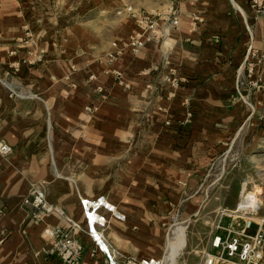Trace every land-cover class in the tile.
<instances>
[{
  "label": "crops",
  "instance_id": "1",
  "mask_svg": "<svg viewBox=\"0 0 264 264\" xmlns=\"http://www.w3.org/2000/svg\"><path fill=\"white\" fill-rule=\"evenodd\" d=\"M59 1L14 0L23 13L11 22L9 0H0V141L13 148L0 155V264H67L40 254L45 230L66 222L49 216L35 223L23 199L37 186L82 223L81 198L105 195L113 203L98 192L111 184L125 191L114 200L133 206L182 202L191 192L188 202H219L200 192L244 112L237 77L245 56L264 47V15L250 0H139L131 13L122 5L81 11L75 0L67 8ZM143 10H177L180 23L137 52L124 47L109 64L114 44L122 47L137 32ZM195 13L203 22H193ZM135 226L113 219L103 232L119 264L128 259L120 254L153 258H141ZM81 238L77 264H110L88 234ZM212 239L200 250L189 240L184 261L197 255L204 264Z\"/></svg>",
  "mask_w": 264,
  "mask_h": 264
},
{
  "label": "rangeland",
  "instance_id": "2",
  "mask_svg": "<svg viewBox=\"0 0 264 264\" xmlns=\"http://www.w3.org/2000/svg\"><path fill=\"white\" fill-rule=\"evenodd\" d=\"M69 1L60 0L56 6L67 8ZM136 1L139 2L75 0L73 6L84 11L99 7L114 9L122 5L127 13H131L135 9L132 3ZM12 3L9 0V18L11 22H17L22 19L23 11ZM3 16L5 14L1 11L0 23ZM258 53L255 50V55L251 54L245 60L244 70L237 77V95L244 112L243 115L240 113L233 143L226 151L218 153L214 163L207 168L204 184L209 188L200 192L207 200L217 198L219 202H188L194 194L191 192L182 196V202H163L162 206L155 204L153 207L133 206V202L115 201L125 193L119 191L116 184H111L108 190L98 191L108 194L118 211L126 216L124 221L119 220L123 225H130L132 231L133 225H136L135 230L138 231L140 224L143 238L141 258L150 256L165 264H197V255H193L195 258L189 262L184 261L189 240L191 248L200 250L210 238L226 236L230 231L243 240L252 239L258 234L264 238V61L259 62ZM116 181L117 176L111 172L110 183ZM249 192L258 194L257 207H243V198ZM211 252L216 253L215 250ZM120 255L128 259L130 256Z\"/></svg>",
  "mask_w": 264,
  "mask_h": 264
},
{
  "label": "built area",
  "instance_id": "3",
  "mask_svg": "<svg viewBox=\"0 0 264 264\" xmlns=\"http://www.w3.org/2000/svg\"><path fill=\"white\" fill-rule=\"evenodd\" d=\"M179 1L181 0H174V4ZM250 3L255 14L264 15V0H250ZM135 18L137 32L122 47L114 44V51L110 52L107 57L109 64L121 56L124 47H129L132 51L137 52L149 42L164 39L180 23V15L177 10L162 14L156 11L141 12L136 14ZM192 20L195 24L203 22V18L198 13L193 15ZM251 54L255 55L250 48L246 61ZM260 54H258L257 59L261 63L264 61V51ZM114 73L121 77V73ZM99 91L103 93L100 88ZM85 109L89 112L93 111V107L90 106ZM12 153V146L0 141V155L8 157ZM108 202L110 201L105 195L81 198L80 207L84 217V223H82L69 216L62 207L50 202L44 189L34 187L29 195L23 199V204L31 208L35 223H42L49 216H56L66 222V225H57L45 230L44 233L48 239L40 254L49 258L57 257L67 264H77L85 251V243L81 238L84 233L92 238L106 255L110 264H119L114 260L111 251L105 248L103 232L108 228L112 218L124 220V216L120 214L116 206ZM211 245L216 253L206 252L204 264H264V238L260 234L252 239L243 240L230 231L226 236L216 235L212 239ZM125 264L165 263L154 258L142 260L129 258Z\"/></svg>",
  "mask_w": 264,
  "mask_h": 264
},
{
  "label": "bare ground",
  "instance_id": "4",
  "mask_svg": "<svg viewBox=\"0 0 264 264\" xmlns=\"http://www.w3.org/2000/svg\"><path fill=\"white\" fill-rule=\"evenodd\" d=\"M234 5L236 6V8L238 10H240V12H242L243 15H246L245 11L243 10V8L239 4L234 3ZM108 203L111 204V205H114L113 203H110V202H108ZM258 203H259L258 194L256 192H249V193H246V195L244 196V198H243V205L244 206L243 205L242 206L244 208H247V207H257L258 206ZM114 206H116V205H114ZM121 215L124 216V220H125L126 219V216L123 213H121ZM124 220H121V221H124ZM105 248H108L106 244H105ZM108 250L110 251L109 248H108Z\"/></svg>",
  "mask_w": 264,
  "mask_h": 264
}]
</instances>
